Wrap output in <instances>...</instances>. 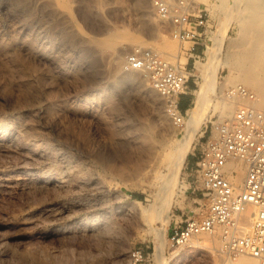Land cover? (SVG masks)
I'll use <instances>...</instances> for the list:
<instances>
[{
    "label": "rangeland",
    "instance_id": "1",
    "mask_svg": "<svg viewBox=\"0 0 264 264\" xmlns=\"http://www.w3.org/2000/svg\"><path fill=\"white\" fill-rule=\"evenodd\" d=\"M138 1L0 0V135L17 137L13 149H0V264H134L135 250L148 256L140 264H160L153 227L161 223L147 211L165 201L162 187L190 113L183 127H174L167 100L144 74L125 71L133 46L121 38L113 47L107 42L115 32L136 36L192 73L182 96L192 102L187 110L195 106L209 54L173 39L149 0ZM205 1L215 18L211 39L228 28L227 58L239 49L235 8L244 0ZM164 40L174 47L160 51ZM218 72L207 117L173 189L166 264H209L220 245L219 234H201L180 248L170 241L173 228L208 213L187 162L209 140L212 123L236 111L233 104L228 117L219 112L223 92L239 83L237 73L225 63ZM60 175L70 183L31 186ZM99 231L105 237L93 236ZM4 232L14 237L4 239ZM26 239L30 247L21 244ZM243 259L237 264H248Z\"/></svg>",
    "mask_w": 264,
    "mask_h": 264
},
{
    "label": "built area",
    "instance_id": "2",
    "mask_svg": "<svg viewBox=\"0 0 264 264\" xmlns=\"http://www.w3.org/2000/svg\"><path fill=\"white\" fill-rule=\"evenodd\" d=\"M149 1L173 39L208 51L216 26L205 0ZM124 69L144 74L167 100V112L174 127L186 124L188 110H182L181 97L187 93L192 73L176 67L158 51L142 46L133 47L126 54ZM223 96L237 104L236 111L229 119L212 123L209 140L195 155L192 174L193 184L200 187L208 202V213L173 228L170 241L173 247L180 248L201 234H219L216 259L209 264H237L243 256L254 257L264 264V111L258 109L256 93L241 83L229 86ZM235 164L245 167L240 188L232 182ZM251 206L256 211L249 218L246 213ZM132 259L134 264H140L148 256L135 250Z\"/></svg>",
    "mask_w": 264,
    "mask_h": 264
},
{
    "label": "bare ground",
    "instance_id": "3",
    "mask_svg": "<svg viewBox=\"0 0 264 264\" xmlns=\"http://www.w3.org/2000/svg\"><path fill=\"white\" fill-rule=\"evenodd\" d=\"M146 3V0L138 1L139 6H144ZM235 16L241 21V38L237 42V47L239 49L235 53H231L227 58H223L222 46L227 37L228 28H221L219 35L215 36L212 43L209 45V49L207 51L209 54V61L206 67L204 83L197 92L195 106L191 110H188V114L190 113V119L177 147L176 156L171 166V179L168 181V184L166 183L162 187L164 192L163 195L166 194L165 201L162 198L164 202H162V200H160L161 202L157 201V203L154 204L149 211L146 210L151 220L157 219L160 221L159 224L161 223L159 227H153L155 255L157 256L160 264H166L164 261V247L167 239L168 226L171 221L170 212L173 205V189L178 178H180L179 175L184 167L187 156L204 122L208 110L207 107L210 105L211 98L215 93L219 78L218 68L221 64L225 63L236 71V80L239 83L246 85V87L256 93L259 98L258 109L260 111L264 110V0H244L243 4L239 3L236 5ZM115 33L116 34L112 35L108 42L106 41L108 47H113L116 41H118V38L126 40L127 42H125L124 45L126 44L128 47L142 46L143 42L136 36H131L129 34L121 35L117 32ZM173 47L174 44L168 40H164L160 45H158V49H160V51L164 48ZM233 104L236 103L234 101H228L224 98L222 99V105L219 111L222 117H228L232 113ZM16 140L17 137L14 132H11L10 135L8 134L7 137H2L0 135V149H13ZM233 167L235 168L236 173L232 177V182L237 188H240L244 182L245 167L242 164H235ZM74 172L73 168H70V174H73ZM69 179V177H62L61 175L58 178L46 177L45 179H41L38 183L31 184V186L38 187L40 190L48 189L50 186H58L61 180H64L66 183H70ZM255 211L256 209L251 206L246 214L249 218H251L253 217ZM69 227L72 228V224ZM86 233L90 234L88 231ZM92 234L95 237H105L104 232L101 231L96 234L92 232ZM3 235L5 236L4 239L14 237L11 233L9 234L10 237L5 232ZM0 241V243L4 244L3 239H0ZM30 242L31 241L29 239H26L23 240L21 244L23 246L30 247ZM242 258H244L243 260L247 259L245 263L260 264L258 259L250 256H243L238 261Z\"/></svg>",
    "mask_w": 264,
    "mask_h": 264
},
{
    "label": "crops",
    "instance_id": "4",
    "mask_svg": "<svg viewBox=\"0 0 264 264\" xmlns=\"http://www.w3.org/2000/svg\"><path fill=\"white\" fill-rule=\"evenodd\" d=\"M186 102V106L183 107V102ZM181 103H182V110L186 111L192 104L191 100L187 97H181ZM195 164H196V157H194L193 159L192 158H188V162H187V167L188 169H194L195 167Z\"/></svg>",
    "mask_w": 264,
    "mask_h": 264
}]
</instances>
